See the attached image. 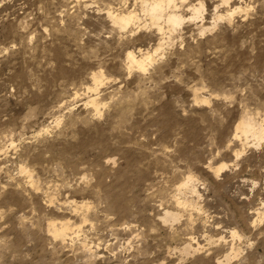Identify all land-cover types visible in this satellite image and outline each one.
I'll use <instances>...</instances> for the list:
<instances>
[{
    "label": "rangeland",
    "instance_id": "374dc122",
    "mask_svg": "<svg viewBox=\"0 0 264 264\" xmlns=\"http://www.w3.org/2000/svg\"><path fill=\"white\" fill-rule=\"evenodd\" d=\"M148 2L0 0V264H264V0Z\"/></svg>",
    "mask_w": 264,
    "mask_h": 264
},
{
    "label": "bare ground",
    "instance_id": "6f19581e",
    "mask_svg": "<svg viewBox=\"0 0 264 264\" xmlns=\"http://www.w3.org/2000/svg\"><path fill=\"white\" fill-rule=\"evenodd\" d=\"M149 2H150V0H149ZM143 7H145V6H143ZM176 8H177L176 0H152L150 5L149 4L146 5V10L149 13V15L151 17L150 19L153 21L154 24H157V22L159 20L164 19L165 22H167L174 29L176 27L180 26L184 21V17H182V15H180L179 13H177V11H175ZM170 9H172V10H170ZM202 11H203V4L202 3H200L198 7H193V14L191 16L192 19L201 18ZM111 14H110V17L112 18V22L115 25H118L122 29L123 28L125 29L127 26H129L131 23H133L137 19L136 14H134L132 12H129V13L123 14V15H121V13H120V15H114V14L111 15ZM159 29L162 30L161 27H159ZM156 50H158V49H156ZM127 59L130 63L129 67L136 66V67H138V69L143 70V71L147 70V66L152 64V60H153L152 55H150L149 53H147V54L145 53V55L142 53L141 57H139V56L137 57L131 51L128 52ZM98 80H99V78H98ZM94 105H95V103H94ZM97 108H95V109H97ZM256 122H255V120H253V118L251 119L250 117L249 118L248 117L242 118L237 123L236 129L238 131H240L241 133H243L246 137H248L249 135L251 137H254L256 139V141L258 143H260V141H264V115H263V118L260 120L259 123H256ZM223 166L224 165H222L219 169L223 168ZM190 181H191V177H188V179L184 183H182V185L187 186ZM193 191L195 192V190H193ZM165 212H166L165 215L169 216L170 219H172V220L178 219V214L171 213L169 211H165ZM166 216H164V218ZM67 229H68V226H66V224L60 225V227H57V225H55V224L52 225V230H53L54 234L57 236L64 237ZM236 233L237 232H233L232 233L233 236H236L237 235ZM188 250L189 249L185 248L183 250V252H188ZM234 256H236V254ZM230 259H231V257H230V255H228L225 257V261H218L217 264H227L230 261Z\"/></svg>",
    "mask_w": 264,
    "mask_h": 264
}]
</instances>
